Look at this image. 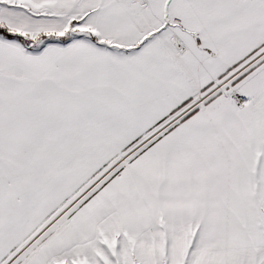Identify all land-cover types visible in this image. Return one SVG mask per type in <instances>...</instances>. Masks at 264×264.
<instances>
[{"label": "snow or ice", "instance_id": "obj_1", "mask_svg": "<svg viewBox=\"0 0 264 264\" xmlns=\"http://www.w3.org/2000/svg\"><path fill=\"white\" fill-rule=\"evenodd\" d=\"M0 264H264V0H0Z\"/></svg>", "mask_w": 264, "mask_h": 264}]
</instances>
